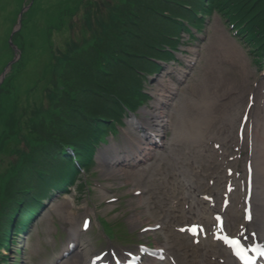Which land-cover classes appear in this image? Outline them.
Masks as SVG:
<instances>
[{
	"label": "rangeland",
	"instance_id": "obj_1",
	"mask_svg": "<svg viewBox=\"0 0 264 264\" xmlns=\"http://www.w3.org/2000/svg\"><path fill=\"white\" fill-rule=\"evenodd\" d=\"M15 1L12 4L14 20L9 23L8 32L0 41V56L3 52H7V49L10 52L9 57L0 63V73L8 59L9 61L14 58V61L18 60L7 43L10 30L14 31H12V42H15L19 50L21 46L24 47H22L24 57H21L17 62L12 61L13 67L5 74L0 85L4 86L5 84L9 89V92H4L2 99L0 96L2 101L0 103V184L17 167L14 162L19 163L21 156L28 154L32 143L37 144L45 139L49 141L74 139V133L71 132L74 129L75 121L71 116L69 119H72L70 120L72 122H69L67 117L71 111L65 112L62 107L63 99L56 103H46L44 91L48 87L54 86L63 90V95L65 91L71 95L80 92L77 90L80 87V77L77 79L76 74L77 69L85 61L95 62L93 55H90L95 50L100 52L98 49L104 42L95 33L96 26L106 20L108 12L110 13V9H113L114 5L117 6L119 0H64V2L58 0L56 4H52L56 0H33V5L30 4L32 0ZM24 7L27 9L24 11V16L22 15L21 27L18 29L19 27H16L17 15ZM88 15L93 16L89 21L91 23L93 20L95 24L94 27L91 25L86 30L84 26L90 25L86 20ZM214 20L213 16L210 24L204 28L206 32H210ZM82 25L84 26L82 27ZM19 31L21 36L18 34ZM81 32L85 35L77 38L76 36ZM95 37L101 43H96L93 47L90 43L95 42ZM72 39L76 42L73 43ZM55 40H59V51L66 47L70 49L69 45L74 44L71 52H63V56L67 57L65 60L62 56L59 57L60 53L55 48ZM111 41L113 39L109 40L110 43ZM79 42L81 43L76 47ZM75 50H79V52L73 53ZM33 57L40 59L37 63L38 73L33 72L32 82L17 86V75L26 69ZM57 61L60 62L61 73L60 76L55 77L52 71L54 63ZM81 96H83L82 93L77 100L85 99ZM21 144L23 146H20ZM5 164L6 167L3 170ZM137 203L138 200L133 202L135 205ZM138 210L140 211V208Z\"/></svg>",
	"mask_w": 264,
	"mask_h": 264
},
{
	"label": "bare ground",
	"instance_id": "obj_2",
	"mask_svg": "<svg viewBox=\"0 0 264 264\" xmlns=\"http://www.w3.org/2000/svg\"><path fill=\"white\" fill-rule=\"evenodd\" d=\"M10 7H11V0H1L0 2V38L4 36L6 33L8 23L10 21ZM93 16L88 15V18L86 19L88 24L90 23L89 19ZM85 24V23H84ZM95 21L91 20V23L89 27L92 25L94 27ZM84 25H82L83 27ZM86 30L88 29L87 26H84ZM219 30L221 33H224L222 28L219 26ZM83 31V29H82ZM84 34V33H83ZM83 34L81 32V37H83ZM227 37V34L224 33ZM80 35H77L76 37H80ZM85 35V34H84ZM72 37V36H71ZM73 38V37H72ZM228 40L233 44V48L229 50L228 53H225L226 60H227V68H229L226 72L220 73L218 70H216L215 75L220 79V77L226 75L229 77H232L234 79V82L231 83L232 86L236 84L238 81V73L237 71L244 76L245 81H249L248 73L250 70V67L248 66V58L244 55L241 47L233 42L232 39L227 37ZM55 48L58 49V43L59 40H55ZM72 42H76L74 39H72ZM72 43V44H73ZM71 44V45H72ZM7 57V54H3L0 56V62H2ZM219 60L222 58L221 55L218 56ZM40 61L38 57H33L29 64L27 65L26 69L17 75L16 83L17 86H22L23 84H26L27 82H32L31 77L33 72L35 74L38 73L37 63ZM230 62V65H229ZM234 66V67H231ZM60 64L58 62L54 63L53 67V74H56L60 70ZM237 68V69H236ZM229 71V73H228ZM56 77V76H55ZM155 89L156 93L155 96L158 94H165V97H161L164 100V104L159 103V99H156L155 101H152V108H146L143 111V115L147 114L148 116H143L142 118H133L130 121V127L134 129L135 131H138V128L142 126H151L155 129H158L160 133H163L165 136L166 132L170 130V135L168 138L162 137L161 140V146L158 148V153L155 155L157 156V169H161L162 162L167 164V175H163V178L165 180H169L168 187H169V193L171 201L168 202L167 205V212H165V218L162 222L168 223L169 219L171 218V205L178 204V201H182L183 199L191 202V203H201V200L194 197V191L199 190L196 184H200L203 187L205 186L206 181L201 178L198 174H196V171L194 170L193 166V160L197 164H200L202 166L208 167V165H205L200 157V148L201 144L198 141V147L196 148L195 143L189 144L188 140L181 132V126H182V116H180V105L179 101L180 98L177 99L178 95L176 94L178 91V88L176 86L178 85H184L185 84V72L181 71L178 75V79L176 83H170V82H163L159 79L155 81ZM58 91V89H57ZM175 91V92H174ZM166 92V93H165ZM59 94V91L57 92V95ZM56 98V92L52 87H48L44 91V99L47 103L53 102ZM188 98H186V101ZM242 106V105H241ZM240 106V107H241ZM240 107L238 108L236 114L238 116ZM236 116V119H237ZM235 119V120H236ZM234 120V123H235ZM219 129L215 131V133H212V136L215 135H221L224 136L227 126H224V123L221 122L219 124ZM255 146L258 144L260 146L264 145V130L261 132V134H255ZM129 148L123 152L125 154H129ZM256 156V154H255ZM122 153L118 151H114L113 155L108 161V164L106 165V170L111 171L116 169V164L122 163ZM257 157V156H256ZM262 164L259 166V168L264 167V159L261 160ZM136 182L141 184V187L143 189H146V185L142 184L141 181L144 180V171L143 170H137L136 174ZM186 189L185 192L179 193L180 190ZM255 189L264 197V178L256 176L255 181ZM72 216V214L70 215ZM166 238L170 239L171 236L169 233H166ZM188 238L184 237V242L180 243V245L188 244ZM167 244H169L167 242ZM175 254L178 256L179 259L182 258L180 256L178 251H175ZM80 253H74L69 257V259L65 260V262L61 264H80Z\"/></svg>",
	"mask_w": 264,
	"mask_h": 264
},
{
	"label": "trees",
	"instance_id": "obj_3",
	"mask_svg": "<svg viewBox=\"0 0 264 264\" xmlns=\"http://www.w3.org/2000/svg\"><path fill=\"white\" fill-rule=\"evenodd\" d=\"M11 7H10V14L9 19L10 21L14 20V8H12L13 2L15 3V0H11ZM56 2L52 4H56ZM61 2H64L62 0ZM172 1L171 0H119L117 2V6L114 5L113 9H110L109 18L105 22H102L101 24H97V29H95L96 35H98V38L100 40H104L102 46L98 49L100 52H96V50L91 54L93 55V59L96 62H82L83 64L78 67L77 69V79H79V85L78 87L80 92L71 95L65 91V96L63 95V90L59 89V87L50 86L54 89V91H59V94L56 95V100L54 102H59L61 99L63 101H66V105L69 104V110L71 112H74L72 114L73 116H79L80 114H84L88 109L87 106V99H97L101 97H105V92L108 91V89H111L114 87L116 81V78L120 76L122 73L121 70L123 68L124 64L131 63L132 60L135 59V57L128 55L130 52L134 51V55L137 56L139 52V47L142 44L143 41V35L149 31H152L154 27H152L151 30L149 28L151 27L152 23L157 22L161 19V10L164 8L170 9L172 8ZM34 2L31 3L33 5ZM15 5V4H14ZM32 7V6H31ZM107 14V13H106ZM24 16V15H23ZM158 24V22H157ZM24 23L22 24V26ZM89 27V26H88ZM100 28H103L102 30H98ZM20 29V28H19ZM19 36L20 31L18 32ZM126 34V37H124ZM95 36V35H94ZM124 37V38H123ZM128 37V38H127ZM97 37L94 38L95 44L101 43L97 39ZM113 39L111 43L109 40ZM23 45V44H22ZM93 46V47H94ZM23 46L20 47V58L24 57L23 53ZM77 47V45H76ZM74 48V44L70 46V49L66 48L64 52H71V49ZM79 50H75L73 53H78ZM6 54L10 55L9 51L5 52ZM125 55L126 58H123L121 60L114 61L115 55L118 54ZM62 58L64 59V54H61ZM89 56V57H90ZM67 57L65 56V59ZM64 59V60H65ZM17 60V61H18ZM136 60V59H135ZM111 62L108 68L106 67V64ZM113 62V63H112ZM60 63V62H59ZM117 65V69L114 68V66ZM113 66V69L110 70V67ZM61 68V67H60ZM128 66H125V69H127ZM114 71L116 73L115 75L109 76V73ZM61 70H59L58 73L54 74L56 77L60 76ZM82 74V75H81ZM81 75V76H80ZM16 85V84H15ZM6 90V91H5ZM9 92V89L4 86H0V96L2 99V95L4 92ZM82 93L85 99L83 100H77L78 96ZM119 93H124L120 90ZM2 101L0 100V103ZM83 105V107H82ZM1 112V110H0ZM60 141V140H57ZM49 140H43L40 144L42 148V152L44 153L46 144H48ZM64 142V141H63ZM67 143V142H66ZM18 165V163H16ZM17 168V167H16ZM14 168V169H16ZM13 169V170H14Z\"/></svg>",
	"mask_w": 264,
	"mask_h": 264
},
{
	"label": "snow or ice",
	"instance_id": "obj_4",
	"mask_svg": "<svg viewBox=\"0 0 264 264\" xmlns=\"http://www.w3.org/2000/svg\"><path fill=\"white\" fill-rule=\"evenodd\" d=\"M246 218H250V217H246ZM86 226H87V222H86ZM224 239L227 240L226 237ZM227 242L229 244H233V245H239L240 244V240H228ZM236 255L239 256V253L237 252Z\"/></svg>",
	"mask_w": 264,
	"mask_h": 264
},
{
	"label": "water",
	"instance_id": "obj_5",
	"mask_svg": "<svg viewBox=\"0 0 264 264\" xmlns=\"http://www.w3.org/2000/svg\"><path fill=\"white\" fill-rule=\"evenodd\" d=\"M21 15H22V11L18 14V16H17V19H18V23H17V26L16 27H18L19 25H20V21H21ZM9 42H10V40H9ZM11 44H13L12 42H10ZM13 47H15V45L13 46ZM8 65H9V63H8Z\"/></svg>",
	"mask_w": 264,
	"mask_h": 264
}]
</instances>
